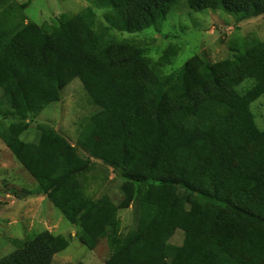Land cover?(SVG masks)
<instances>
[{
    "label": "trees",
    "instance_id": "obj_1",
    "mask_svg": "<svg viewBox=\"0 0 264 264\" xmlns=\"http://www.w3.org/2000/svg\"><path fill=\"white\" fill-rule=\"evenodd\" d=\"M185 1L194 13L264 15V0ZM176 2L100 0L99 27L90 8L46 28L24 23L25 6L3 8L0 115L14 121L0 123V140L89 250L106 239L104 264H264V130L250 110L264 96V43L244 45L232 61L194 56L164 76L110 32L156 27ZM75 79L98 109L82 124L78 146L119 172L116 205L85 195L89 160L52 128L38 124L35 143L21 138ZM246 81L250 88L239 92ZM133 202L136 227L121 236L117 212ZM176 231L180 246L169 243ZM67 247L44 231L0 264H51Z\"/></svg>",
    "mask_w": 264,
    "mask_h": 264
},
{
    "label": "rangeland",
    "instance_id": "obj_2",
    "mask_svg": "<svg viewBox=\"0 0 264 264\" xmlns=\"http://www.w3.org/2000/svg\"><path fill=\"white\" fill-rule=\"evenodd\" d=\"M100 0H0V11L9 7L19 9L25 24L46 28L53 19L61 15H76L87 8L96 14L97 27L104 24ZM120 41L131 42L142 51L162 75L174 74L192 57L214 64L235 60L243 46L264 43V15L243 19L241 16L218 11L192 12L185 0H177L166 19L158 26L137 34L120 33L111 30ZM251 82H244L239 92L249 89ZM5 110V108H2ZM3 110V111H4ZM254 123L264 130V96L250 106ZM98 109L92 105L79 80L75 79L59 92V100L45 108L28 124V131L22 140L35 143L38 139L36 127L46 125L64 137L83 160H89V168L83 180L85 195L92 199L108 198L113 204L122 199L120 187L124 180L119 172L113 171L78 146L79 134L85 120ZM14 121L3 119L0 123ZM0 147L3 143L0 140ZM10 154V153H9ZM7 171L0 170V259L21 248L36 235L48 231L68 240V247L55 255L51 264H104L111 255V249L102 239L93 250L81 240L80 231L71 226L49 199L36 194V182L16 162L12 154ZM136 189L144 187L135 186ZM121 236L136 227V204L117 212ZM183 234L176 231L169 243L180 246Z\"/></svg>",
    "mask_w": 264,
    "mask_h": 264
},
{
    "label": "crops",
    "instance_id": "obj_3",
    "mask_svg": "<svg viewBox=\"0 0 264 264\" xmlns=\"http://www.w3.org/2000/svg\"><path fill=\"white\" fill-rule=\"evenodd\" d=\"M9 153L10 151L7 149V147L3 143V147H0V170H4V171L8 170L9 158L11 157L10 156L11 153L10 154Z\"/></svg>",
    "mask_w": 264,
    "mask_h": 264
}]
</instances>
